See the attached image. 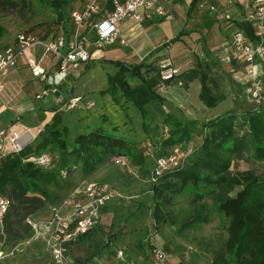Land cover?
Masks as SVG:
<instances>
[{
  "label": "trees",
  "instance_id": "obj_1",
  "mask_svg": "<svg viewBox=\"0 0 264 264\" xmlns=\"http://www.w3.org/2000/svg\"><path fill=\"white\" fill-rule=\"evenodd\" d=\"M33 1L42 8L56 12L57 24L63 21L68 5L66 0ZM197 3L198 0L193 2L191 10L197 7ZM26 5V2L20 5L18 1L0 0L2 8L24 9ZM49 24L43 22L22 34L45 30ZM235 27L237 29L233 31V35L235 32H242L249 41L256 43L251 22L243 20L236 23ZM50 36L40 35L38 38L45 42L57 39L55 35ZM6 37L7 30L0 26V52L8 48L5 46ZM151 59L149 57L138 65L115 63L118 71L108 77V87L102 92L111 96L113 101L119 102L120 98H124L126 102L132 103L142 113L146 129L156 124L149 131L150 135L154 132L151 147L143 148L141 144L127 139L119 134L116 127L105 129L103 126H88L80 134L72 135L70 131L73 129L63 123V117L55 115L53 124L40 135L34 147L28 146L20 154L8 155L1 161L0 195L10 200L4 220V235L0 231L4 246L15 247L30 238L31 226L26 223L27 219L42 214L48 205L58 204L60 194L74 189V176L81 175L88 179L99 167L119 156L129 158L134 168L142 166L148 159L152 161L154 168V161L150 156H167L172 149L180 147L183 151L186 148L192 150L185 164L166 172L154 186L149 183L150 177L147 180L154 199L155 223L159 227L168 224L173 218L171 206L187 188L193 190L198 202L209 199L214 194L215 187L241 188L235 196H227L216 202L218 213L228 223L226 240L215 252L212 264H264V175L248 173L233 177L229 173L233 157L241 150L249 153L255 162L264 163V105L258 111L250 100L248 86H239L231 79V94L236 103L234 109L202 124L196 120L184 121L183 117H177L163 109L165 99L159 92L161 71L157 62H152ZM259 63L264 68V57L259 59ZM212 74V68L208 64L199 63L197 68L167 83H177L179 79L178 85L184 86L188 82L199 80L203 105L214 109L227 99V95L219 91L218 85L212 84ZM243 93L248 94V98L246 96L243 99ZM236 108L241 110L235 112ZM164 128L169 129L167 135L164 134ZM198 134L202 137V143L194 148L191 142ZM44 155H56V163L40 165L28 161ZM120 201L108 204L103 213L110 205ZM202 209H206L204 205ZM202 221L206 219L192 216L184 222L183 228L197 226ZM102 222L103 218L101 224ZM101 224L77 242L93 238L102 229ZM94 239V243L102 249L110 247L109 244L103 245L102 239ZM147 240L148 238H141L137 247L144 257L143 262L149 263L150 250L157 246L151 245ZM74 262L76 264L75 260Z\"/></svg>",
  "mask_w": 264,
  "mask_h": 264
},
{
  "label": "crops",
  "instance_id": "obj_2",
  "mask_svg": "<svg viewBox=\"0 0 264 264\" xmlns=\"http://www.w3.org/2000/svg\"><path fill=\"white\" fill-rule=\"evenodd\" d=\"M194 1L172 0L171 3L165 6L167 11L165 17L146 20L142 24L132 20L123 22L120 31L126 45H122L120 41H117L102 53L93 57L91 61L82 63L77 68L71 66L68 79L54 97L47 96L38 99L45 91L46 86L38 78L32 76V69L34 66H40L50 74H54L59 70V61L53 56H45L42 46L32 47L27 54L20 55L16 67L0 79V85L4 88L0 93V127L4 130L15 128L16 131L20 132L24 136V149L28 146L34 147L40 135L53 124L55 115L62 116L63 123L66 125V115L82 110L79 106L75 110L67 111L63 104L68 103L70 98L83 97L85 89L82 88L79 91L78 87L83 81V75L96 65L108 66L116 70V73L118 68L114 65L115 63L138 65L150 57L152 62L156 61L159 65L163 60L170 59L174 66L181 70V74L185 75L201 63L208 64L212 68V84L214 86L218 85L219 91L226 95L231 93V79H234V82L239 86H247L244 77V66L232 58L225 46L232 40L233 31L237 29L235 27L236 23L243 21L245 18V4L252 0H233L232 5L227 3L228 0H198L197 7L191 10ZM66 2L68 5L65 9L64 19L60 24H57L58 15L54 12V19L48 22L50 24L49 27H46L47 30L38 29L29 35L38 40H40L38 38L40 35L48 34L49 38L50 35H55V38L64 37L68 42L73 39L78 31L80 35L93 40L94 35L91 33V27L106 18L112 10L110 0H101V14L92 18L79 30H76L71 15L74 12L82 11L89 0H66ZM200 5H204V8L201 9ZM211 7H215L216 12H211ZM226 16H230L232 19L228 22L225 19ZM10 47H13V45ZM89 52L94 53L95 48H90ZM178 81L179 79H177V83H166L161 88L159 92L164 99L163 91L168 87L174 86L189 91L191 86L197 82L200 83L199 80H196L180 86ZM214 90L217 91L215 88ZM244 95L248 98V94L244 93ZM56 98H61L64 101L63 104L57 105L55 103ZM165 101L167 100L165 99ZM165 101L163 104L165 112H171L176 116L171 109L165 106ZM183 108L181 104L180 109ZM186 111L188 117L194 119V114L191 111ZM74 123L73 121L71 127L72 125L76 127ZM8 155L15 154L11 153L9 148L0 151V163ZM46 156L50 158L49 155ZM78 188L60 194L61 199L58 204L48 205L42 214L27 219L26 223L30 225L28 223L30 221L36 226L41 236H36V232L31 225V237L21 241L15 247L4 246L2 244L3 239L0 236V248L6 254V258L1 264H48L49 254L46 251L43 238L47 235L52 210L61 208L62 214L71 213L73 209L72 202L66 207H63V204L74 197V193ZM116 203L110 205L105 210L104 215L106 212L113 213L109 209ZM99 237L88 238L86 241H80L71 246L72 256L71 248L70 256L74 260L76 259V264H121L116 259V253L113 254L115 257L105 255L110 251L108 250L110 247L107 250L100 248L102 252L98 255L89 256L87 254L91 243H94V238ZM83 247L86 248V253H82L83 256L81 257L79 252ZM141 260L144 261L143 256Z\"/></svg>",
  "mask_w": 264,
  "mask_h": 264
},
{
  "label": "rangeland",
  "instance_id": "obj_3",
  "mask_svg": "<svg viewBox=\"0 0 264 264\" xmlns=\"http://www.w3.org/2000/svg\"><path fill=\"white\" fill-rule=\"evenodd\" d=\"M9 1H18L20 5L26 2L27 5L24 9L15 10L0 6V26L7 30L5 46L14 45L19 34L27 32L42 22H50L54 19L55 15L52 9L42 8L33 0ZM21 1L22 3H20ZM115 71L108 66L96 65L83 75V81L78 87L79 91L82 88L85 89L80 104L82 110L66 115V125L73 129L70 131L72 135L80 134L88 126H103L105 129L116 127L119 134L124 135L127 139L141 144L143 148L151 147L154 142L152 137L154 132L150 135L149 131L156 124L154 123L146 129L142 113L132 103L126 102L124 98H120L119 102L113 101L111 96L102 93L108 87V76H113ZM163 92L167 100L165 106L171 109L176 116L183 117L184 121L196 120L201 124L231 111L236 104L234 95L227 93V99L216 108H205L200 99L201 83L198 82L191 86L189 91L173 86L166 88ZM238 95L240 94L238 93ZM241 95L243 99H246L244 93ZM90 103L93 106L88 108ZM181 104L183 109H180ZM186 110L194 114V119L188 117ZM240 110L236 108L235 112ZM73 121L76 127L73 125L71 127ZM191 143L194 148L200 146L201 135H195ZM56 160L57 156L51 155L49 165H54ZM232 161L230 176L240 177L248 173L264 175V163L255 162L249 153L241 150L238 155L233 157ZM152 169V161L148 159L142 166L134 168L131 164L129 169L120 168L112 159L107 165L99 167L97 172L88 179L81 175L74 176V189L89 183L105 184L123 193L127 198L117 202L109 209L113 213L106 212L105 215L103 213L102 229L97 234H93L100 236L103 244L110 245L111 252L109 251L105 255L112 257L117 251H123L126 257L125 263L121 264H140L143 260H141V252L137 247L138 241L141 238H148L147 241L151 245H156L168 252L174 264H212L215 252L224 245L226 240L228 223L227 219L218 213L216 202L227 196H235L241 188L215 187L214 194L203 202H198L193 190L187 188L171 206L173 218L165 227H159L153 216L154 199L151 185L147 182ZM203 205L205 210L202 209ZM192 216H201L202 220L206 219V221L184 229V222ZM100 248V245L91 243L87 254L89 256L98 255L102 252ZM85 249L83 247L79 252L81 257L82 253H86ZM71 258L74 260L73 257Z\"/></svg>",
  "mask_w": 264,
  "mask_h": 264
},
{
  "label": "built area",
  "instance_id": "obj_4",
  "mask_svg": "<svg viewBox=\"0 0 264 264\" xmlns=\"http://www.w3.org/2000/svg\"><path fill=\"white\" fill-rule=\"evenodd\" d=\"M171 2L172 0H110L112 6L110 13L91 27V33L94 35L93 40L80 35L78 31L68 42L64 37L43 42L32 35L19 34L13 47H8L0 52V79L16 67L20 55L27 54L32 47L39 45L44 48L45 56L50 55L58 59L59 70L50 74L40 66L33 67L32 76L38 78L46 86L45 91L38 99L47 96L54 97L68 79L71 66L77 68L80 64L91 61L93 57L117 41L126 45L120 31L123 22L132 20L142 24L146 20L165 17L167 15L165 6ZM227 3L232 5L234 1L228 0ZM200 8L203 9L204 5H200ZM244 8L246 10L244 20L251 22L257 41L256 43L251 42L244 33L235 32L225 49L234 60L244 66V77L250 100L259 111L264 105V68L259 63V59L264 57V0H252L247 2ZM101 11V0H89L82 11L74 12L71 15L76 30H79L92 18L99 16ZM210 11L216 12V8L211 7ZM225 19L230 21L231 17L226 16ZM92 47L95 48V52L91 54L89 50ZM159 68L161 71L160 88L181 75V70L175 67L170 59L163 60L159 64ZM3 89V86L0 85V93ZM63 102L61 98L55 99L57 105H62ZM81 103V98H70L68 103H64L63 106L65 110L70 111L78 108ZM92 106L93 104H90L88 108ZM168 133L169 129L164 128V134ZM23 139L24 136L15 128L4 130L0 127V151L9 148L11 153L20 154L25 146ZM182 151L180 147H177L172 149L167 156L149 155L154 161V168L149 178V183L152 186L158 184L166 172L178 169L185 164L192 150ZM28 161L49 165V157L46 155L41 158H30ZM113 161L122 169H129L131 165L130 160L124 156L115 157ZM123 199L127 198L108 185L89 183L79 187L75 191L74 197L63 204V207H66L72 202L71 213L62 214L61 208L53 209L47 235H43L45 248L49 254L48 264H75L70 256L71 246L101 224L103 209L108 204ZM9 207L10 200L0 195V231L2 235H4V220ZM28 223L33 227L36 236H41L38 228L30 221ZM150 256L149 263L142 262L140 264H174L172 257L162 248L153 247L150 250ZM125 257L123 251L116 252L118 262L125 263ZM5 258L6 254L0 248V264Z\"/></svg>",
  "mask_w": 264,
  "mask_h": 264
}]
</instances>
